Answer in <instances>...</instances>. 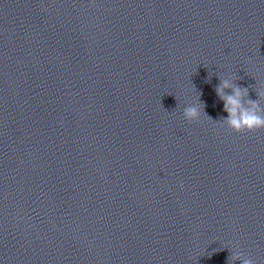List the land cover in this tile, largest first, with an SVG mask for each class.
<instances>
[{
  "label": "clouds",
  "instance_id": "1",
  "mask_svg": "<svg viewBox=\"0 0 264 264\" xmlns=\"http://www.w3.org/2000/svg\"><path fill=\"white\" fill-rule=\"evenodd\" d=\"M231 89V92H226ZM218 97L224 103V111L227 113L226 118H222L220 123L226 125L235 133H254L264 129V109L257 101L245 100L248 95V88H242L233 84L229 79H222L216 87ZM258 97H264V90L257 92ZM184 118L189 122L198 121L201 117L200 106H188L183 110ZM181 188L183 183H181ZM231 261L240 260L241 264H254L251 258L245 257L240 252H232Z\"/></svg>",
  "mask_w": 264,
  "mask_h": 264
}]
</instances>
